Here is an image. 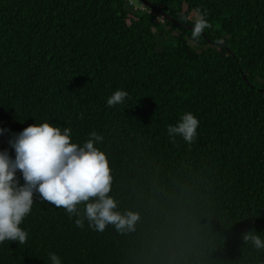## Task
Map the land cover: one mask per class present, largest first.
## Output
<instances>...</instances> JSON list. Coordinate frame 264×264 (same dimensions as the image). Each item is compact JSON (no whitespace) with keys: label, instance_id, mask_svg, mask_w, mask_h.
Returning a JSON list of instances; mask_svg holds the SVG:
<instances>
[{"label":"trees","instance_id":"1","mask_svg":"<svg viewBox=\"0 0 264 264\" xmlns=\"http://www.w3.org/2000/svg\"><path fill=\"white\" fill-rule=\"evenodd\" d=\"M147 1L210 27L193 39L139 0H0V150L13 155L11 134L35 121L78 144L96 132L107 195L137 215L98 232L34 198L25 242H0V264H50V252L61 264H264L242 239H264V0ZM117 89L127 96L108 106ZM185 112L198 119L191 143L166 131Z\"/></svg>","mask_w":264,"mask_h":264},{"label":"clouds","instance_id":"2","mask_svg":"<svg viewBox=\"0 0 264 264\" xmlns=\"http://www.w3.org/2000/svg\"><path fill=\"white\" fill-rule=\"evenodd\" d=\"M210 27L206 14L199 11L192 20L191 37H199L202 30ZM126 91L117 89L106 104H120ZM198 119L191 112L183 113L175 124L166 126L170 137L179 136L191 143L196 136ZM8 129H0V134ZM82 143L71 142L68 127L48 121L34 122L16 133H12L7 148L0 150V242L14 241L23 244L26 231L19 227L30 212L34 198L63 207L69 215L77 218L74 223L102 232L106 225L117 230L131 229L137 219L134 212L121 214L116 211V201L109 195L112 177L108 159L99 144L102 137L90 132ZM19 171L20 179L16 173ZM22 180V183L20 182ZM83 204V217L78 205ZM257 249L264 248V239L254 231L243 234ZM50 264H61L55 253H49Z\"/></svg>","mask_w":264,"mask_h":264},{"label":"water","instance_id":"3","mask_svg":"<svg viewBox=\"0 0 264 264\" xmlns=\"http://www.w3.org/2000/svg\"><path fill=\"white\" fill-rule=\"evenodd\" d=\"M139 2H140L143 6H145L146 8L155 11L157 14H159L160 16H162L164 19H167V20H169L170 22L176 24L178 27H182V26H183V25H181V24L175 22V21H174V20H173L168 14L164 13V12H163L162 10H160L158 7L153 6L149 1H147V0H139ZM183 27H184L185 29L190 30V31H191V29H192V27H189V26H183ZM201 34H202L203 36H205L204 33L201 32ZM219 44L222 45V43H219Z\"/></svg>","mask_w":264,"mask_h":264},{"label":"rangeland","instance_id":"4","mask_svg":"<svg viewBox=\"0 0 264 264\" xmlns=\"http://www.w3.org/2000/svg\"><path fill=\"white\" fill-rule=\"evenodd\" d=\"M135 3H136V5H137V2H136V1H135ZM194 16H195V15H192V16H191V19H192V20H193Z\"/></svg>","mask_w":264,"mask_h":264}]
</instances>
